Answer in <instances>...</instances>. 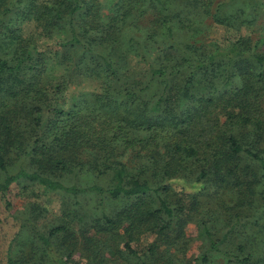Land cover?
Wrapping results in <instances>:
<instances>
[{"label": "trees", "instance_id": "1", "mask_svg": "<svg viewBox=\"0 0 264 264\" xmlns=\"http://www.w3.org/2000/svg\"><path fill=\"white\" fill-rule=\"evenodd\" d=\"M251 1L115 0L112 16L104 17L96 0H0V196L21 180L65 198L69 194L75 205L68 221L77 226L62 222L43 228L37 205L17 212L22 237L19 232L11 242L9 264L68 263L78 233L90 225L80 215L79 198L85 194L126 200L116 217L104 214L93 221L122 258L137 256V264L159 261L161 246L183 238L194 220L209 243L195 264H214L218 255L224 264H258L244 241H251L264 220V50L241 34L200 51L201 46L176 37L174 22L201 21L206 14L237 28L242 9L230 14L224 8ZM148 5L152 12L147 15ZM29 23L46 35L64 34L58 42L62 48L77 50L75 58L56 57L71 73L53 91L64 93L79 75L99 80L100 90L86 92L81 105L55 100L44 82L48 53L27 33ZM160 144L162 158L154 157L138 173L106 157L137 145L154 153ZM84 147L112 162L99 172L116 170L117 184H68L57 178L59 171L83 168L71 166L60 152ZM15 154L23 158L17 168L10 163ZM171 180L200 193L189 204L173 203ZM210 188L215 213L206 212L201 198ZM221 205L225 227L216 213ZM146 233L155 238L138 254L133 242ZM235 233L242 242L229 250L225 243Z\"/></svg>", "mask_w": 264, "mask_h": 264}, {"label": "rangeland", "instance_id": "2", "mask_svg": "<svg viewBox=\"0 0 264 264\" xmlns=\"http://www.w3.org/2000/svg\"><path fill=\"white\" fill-rule=\"evenodd\" d=\"M217 1L220 0H215V2ZM96 2L101 5V12L104 17L109 15L112 16V6L114 5L115 0H96ZM248 5L242 6V4H237V2H231L224 8L225 12L230 14L233 12V14H236L237 10L242 9V21L237 28L234 26L218 24L215 19L206 14L201 16V21L194 22L188 20L185 22H178L179 19L177 18V20L174 21L176 37L190 42V45L192 46H194V44L201 46L202 50L200 51H208L214 48V43L225 42L229 37L233 39L242 34L243 36H251L253 46H256L258 50L263 51L264 0H252ZM148 6L149 9L147 15L152 12L151 6ZM110 17L108 20H105V22H108ZM132 20L134 22L137 21L134 20V17ZM143 22L145 21H138V23ZM27 33L35 35V38L40 40L39 44L41 47L48 53L49 68L44 76V82L49 85V93L55 100L61 102L66 98L67 104H65V106L67 107L70 106L68 104H71L72 101H77L81 105L83 96L86 92L100 90L101 83L99 80L81 76L79 75L81 72L75 70L76 74L80 77L72 80V83H70V86L64 91V93L53 91L51 87L62 82L65 74L68 76L71 73L70 71L65 70V65L61 64L56 57L62 60L61 54L66 53L70 58H75L77 56V50L73 49L67 51V49H63L62 45L58 42L64 39V34L57 33L52 36L46 35L45 31L42 32L39 25L36 23H29L27 26ZM61 94H64V97L61 98ZM25 137L27 140H30L28 134H26ZM164 150L162 144L155 147L154 153L148 149L143 150L142 145H137L126 150L121 149L119 152L114 151L113 157H106L114 158L115 161L122 162L128 166L130 171H136V173H138L139 168L141 166H147L148 162L152 163L154 157L158 158V160L161 159V153ZM54 153L56 154V151H54ZM60 154L63 158L68 157L67 161H70L71 166H83L82 169L77 168L68 170L66 173H62V171L57 173V178L62 179L68 184L76 183L84 185L93 182H100L102 184L113 182L114 184H117L119 182L116 170H109L106 174L99 172L103 166L112 163L109 161L106 162L105 157H102L101 151L99 153L90 147H84L81 149L70 148L69 150H63ZM22 162L23 158L15 154L13 156V161H10L11 167L17 168ZM13 164L14 166H12ZM95 164H99L100 167L98 169H93L92 165ZM161 173H163V170H160L157 175V182L161 181ZM193 177L194 174L190 179ZM167 183L169 185L168 187L172 188L169 193L171 196L168 199L173 203L183 201L184 203L189 204L192 197L200 193L199 191L190 193L197 188L185 185L184 182L171 180L167 181ZM213 192L214 191L210 188L209 191H206L205 196H201L202 201L205 197V210L210 213H215L213 209L215 208L216 197H209ZM223 198L226 202L231 203L230 196L224 195ZM79 200L81 202L80 215L83 218V221L90 225L89 227H84L82 229L84 236L82 235V232L78 233L79 240L78 245H76V251L68 259V263L66 264H137V256H131L127 259L122 258L119 253L120 250L113 245L112 240L107 239V233H103L99 229L94 228L95 222L93 221L95 218H100L104 214L116 217L119 211H121L126 205V200L122 198L103 197L97 194H85L80 196ZM74 201L75 198L71 197L69 194H67L65 198V196L56 192H48L42 189L38 184L33 186L25 180L13 183L6 195L0 196V264H9L8 258L11 242L19 232L20 237H22L20 222L14 217L17 212H23L26 208L31 207V205L32 207L37 205V207H40L42 210L40 223L43 228L50 229L54 226H58L62 222H68L72 228L76 229V222L68 221L70 218L68 210L74 207ZM8 202L10 205H8ZM203 207L204 202L202 204V209ZM221 207L222 205L219 206L216 213L220 216L221 226L225 227L224 224L227 221V215L221 213L223 211ZM77 220L79 221L80 219ZM223 227L219 226V234H222L224 231ZM257 228L258 233H256V235H258V237L255 235L251 238V241H244V243L247 250H251L254 253V257L258 260L257 263L264 264V220ZM234 236L235 237L232 238L229 236L228 241L225 243L229 250H235L236 246L242 242V237L239 236V234ZM154 238L155 235L149 233L138 237L137 241L133 242L134 247L138 249V254H142ZM170 241V245L161 246L163 256L159 261L154 263L149 262V264H195L197 258L201 256L209 245L203 237L201 226L194 220L188 222L186 233L183 238L177 239L176 241H173V238H171ZM69 242L70 240H67V242L63 243H66L67 247ZM111 244L113 246L112 250L109 249ZM57 247L60 251L62 250L61 254L66 256L62 247L59 245ZM119 248H121V246H119ZM124 254L126 255V252H124ZM113 256L120 257L123 260L120 259L122 263L114 262L115 257ZM218 256L219 257L216 258L214 264L226 263V260L222 255ZM52 264H54V262Z\"/></svg>", "mask_w": 264, "mask_h": 264}]
</instances>
